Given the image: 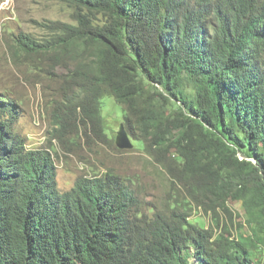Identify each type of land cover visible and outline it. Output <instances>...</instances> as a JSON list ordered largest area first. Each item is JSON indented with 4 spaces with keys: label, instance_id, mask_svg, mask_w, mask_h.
I'll list each match as a JSON object with an SVG mask.
<instances>
[{
    "label": "trees",
    "instance_id": "obj_1",
    "mask_svg": "<svg viewBox=\"0 0 264 264\" xmlns=\"http://www.w3.org/2000/svg\"><path fill=\"white\" fill-rule=\"evenodd\" d=\"M60 1L75 7L72 23H43L42 40L14 36L21 52L71 65L53 137L101 131L112 96L126 132L188 200L148 213L111 172L59 189L51 150L26 147L1 92L0 264H264V0ZM231 197L246 234L227 224ZM191 203L212 226L188 219Z\"/></svg>",
    "mask_w": 264,
    "mask_h": 264
},
{
    "label": "rangeland",
    "instance_id": "obj_2",
    "mask_svg": "<svg viewBox=\"0 0 264 264\" xmlns=\"http://www.w3.org/2000/svg\"><path fill=\"white\" fill-rule=\"evenodd\" d=\"M74 11L73 5L60 0H0V93H9L19 109L20 117L13 126L14 131L25 139L27 148L51 150L56 166V184L61 190L69 189L80 175L111 172L126 180L148 213L170 202L187 201L181 188L175 193L170 189L166 175L146 155L141 141H135L128 134L132 146L117 147L123 109L112 96L101 99V131L88 130L86 136L85 130L75 133L71 128L64 132L61 140L53 137V106L61 104L59 89L71 65L54 66L41 54L21 52L14 36L26 32L42 40L48 34L43 23H72ZM96 18L104 19L101 15ZM227 205L232 211L233 224L226 220L232 236L235 235L234 228H240L239 224H243L240 229L246 234L248 226L244 221L249 215L245 213L241 200L231 197ZM187 212L189 220H195L203 227L212 226L210 213L202 207L191 203ZM223 221L221 216V225Z\"/></svg>",
    "mask_w": 264,
    "mask_h": 264
},
{
    "label": "water",
    "instance_id": "obj_3",
    "mask_svg": "<svg viewBox=\"0 0 264 264\" xmlns=\"http://www.w3.org/2000/svg\"><path fill=\"white\" fill-rule=\"evenodd\" d=\"M116 145L119 148H130L132 146L129 135L126 132L123 124H120L119 132L116 138Z\"/></svg>",
    "mask_w": 264,
    "mask_h": 264
}]
</instances>
